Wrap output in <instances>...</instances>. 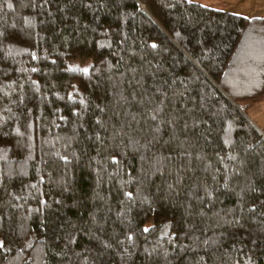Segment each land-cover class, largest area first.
<instances>
[{"label":"trees","instance_id":"trees-1","mask_svg":"<svg viewBox=\"0 0 264 264\" xmlns=\"http://www.w3.org/2000/svg\"><path fill=\"white\" fill-rule=\"evenodd\" d=\"M263 96L264 17L0 0V264H264Z\"/></svg>","mask_w":264,"mask_h":264},{"label":"rangeland","instance_id":"rangeland-1","mask_svg":"<svg viewBox=\"0 0 264 264\" xmlns=\"http://www.w3.org/2000/svg\"><path fill=\"white\" fill-rule=\"evenodd\" d=\"M199 2L215 8H220L241 15H245V14L264 15V0H199ZM261 103L262 104H260L259 107L264 112V100ZM246 110L245 113L247 115ZM251 112L252 111H249L248 114ZM251 115H253V113H251Z\"/></svg>","mask_w":264,"mask_h":264},{"label":"crops","instance_id":"crops-1","mask_svg":"<svg viewBox=\"0 0 264 264\" xmlns=\"http://www.w3.org/2000/svg\"><path fill=\"white\" fill-rule=\"evenodd\" d=\"M246 17H264V15L262 14H248V15H244ZM264 100V96L261 100H259L258 102L248 106L246 109L247 112V116L249 117V119L259 128V130L261 132L264 133V112L262 111V109H260V104H262L261 102ZM249 111H252L251 113H253V115H251V113L248 114Z\"/></svg>","mask_w":264,"mask_h":264},{"label":"built area","instance_id":"built-area-1","mask_svg":"<svg viewBox=\"0 0 264 264\" xmlns=\"http://www.w3.org/2000/svg\"><path fill=\"white\" fill-rule=\"evenodd\" d=\"M263 136H264V133H263Z\"/></svg>","mask_w":264,"mask_h":264},{"label":"snow or ice","instance_id":"snow-or-ice-1","mask_svg":"<svg viewBox=\"0 0 264 264\" xmlns=\"http://www.w3.org/2000/svg\"><path fill=\"white\" fill-rule=\"evenodd\" d=\"M85 71H86V69H85Z\"/></svg>","mask_w":264,"mask_h":264}]
</instances>
